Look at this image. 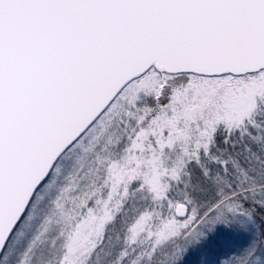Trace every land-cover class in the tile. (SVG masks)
<instances>
[{
    "label": "snow or ice",
    "instance_id": "obj_1",
    "mask_svg": "<svg viewBox=\"0 0 264 264\" xmlns=\"http://www.w3.org/2000/svg\"><path fill=\"white\" fill-rule=\"evenodd\" d=\"M264 264V0H0V264Z\"/></svg>",
    "mask_w": 264,
    "mask_h": 264
},
{
    "label": "rangeland",
    "instance_id": "obj_2",
    "mask_svg": "<svg viewBox=\"0 0 264 264\" xmlns=\"http://www.w3.org/2000/svg\"><path fill=\"white\" fill-rule=\"evenodd\" d=\"M45 257H46V256H45ZM45 257L42 258L43 264H48V263L45 261Z\"/></svg>",
    "mask_w": 264,
    "mask_h": 264
},
{
    "label": "trees",
    "instance_id": "obj_3",
    "mask_svg": "<svg viewBox=\"0 0 264 264\" xmlns=\"http://www.w3.org/2000/svg\"><path fill=\"white\" fill-rule=\"evenodd\" d=\"M50 258L49 257H45V261L48 263V260H49Z\"/></svg>",
    "mask_w": 264,
    "mask_h": 264
}]
</instances>
